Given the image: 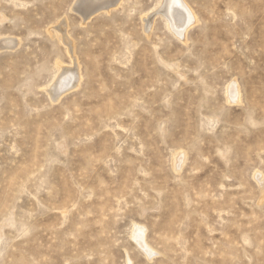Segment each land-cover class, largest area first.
Listing matches in <instances>:
<instances>
[{"label":"rangeland","instance_id":"rangeland-1","mask_svg":"<svg viewBox=\"0 0 264 264\" xmlns=\"http://www.w3.org/2000/svg\"><path fill=\"white\" fill-rule=\"evenodd\" d=\"M117 1L0 0V264H264V0Z\"/></svg>","mask_w":264,"mask_h":264},{"label":"bare ground","instance_id":"bare-ground-1","mask_svg":"<svg viewBox=\"0 0 264 264\" xmlns=\"http://www.w3.org/2000/svg\"><path fill=\"white\" fill-rule=\"evenodd\" d=\"M86 1H89V3H88V7L89 6H92V5H94V3H95V0H86ZM113 2H115V4H117L119 1H117L116 2V0H103V6L106 8L107 7V4H111V3H113ZM100 4V3H99ZM165 4V3H164ZM176 6V5H175ZM93 7V6H92ZM169 8V7H168ZM173 9H174V7H172ZM173 11V10H172ZM172 14L174 15V18H175V21H176V24L178 25V28L179 27H181V26H183V25H189L190 23H191V21H190V16L187 14V15H185V13H183L182 11H181V9H179V10H177V12L174 14L173 12H172ZM174 21V20H173ZM175 21H174V23H175ZM67 68H63V70H66ZM68 70V69H67ZM62 80V79H61ZM69 81V80H68ZM68 81H67V84H66V86L67 85H69L70 83L72 84V82H71V80H70V82L68 83ZM64 85V84H63ZM55 86H57V82L55 83ZM73 86H75V84H72V86L71 87H73ZM53 89H54V87H53ZM52 89V90H53ZM232 96V95H231ZM236 96V95H235ZM57 98V97H56ZM138 231H139V228H136V230H135V233H138ZM135 235H137V234H135Z\"/></svg>","mask_w":264,"mask_h":264}]
</instances>
